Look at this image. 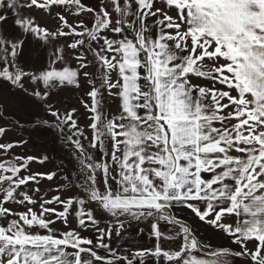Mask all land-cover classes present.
Returning a JSON list of instances; mask_svg holds the SVG:
<instances>
[{"label": "snow or ice", "instance_id": "obj_1", "mask_svg": "<svg viewBox=\"0 0 264 264\" xmlns=\"http://www.w3.org/2000/svg\"><path fill=\"white\" fill-rule=\"evenodd\" d=\"M33 8L49 16L58 9L56 27L23 13ZM9 12L15 28L54 50L29 72L18 64L23 40L0 34V81L54 118L72 149L76 192H41L40 181L56 173L30 164L47 157L12 154L24 141L3 142L0 126V264H133L145 255L166 264H228L229 255L264 264V0H0V23ZM66 86L83 94L87 131L75 108L61 113L49 103L52 89ZM89 205L120 229L121 217L151 220L155 247L118 256L105 243L111 228ZM176 206L240 250L202 243ZM89 228L95 240L83 234ZM162 238L180 243L163 249Z\"/></svg>", "mask_w": 264, "mask_h": 264}, {"label": "rangeland", "instance_id": "obj_2", "mask_svg": "<svg viewBox=\"0 0 264 264\" xmlns=\"http://www.w3.org/2000/svg\"><path fill=\"white\" fill-rule=\"evenodd\" d=\"M52 11L53 16H49L35 8L24 9L23 13L35 16L38 23L54 29L56 27L54 13L58 9L54 8ZM6 14L9 16V19L4 23H0V34H3L6 38L23 40L22 48L19 50L18 64L29 72L43 69L49 62L48 58L54 50L52 44L45 43L31 34L21 33L19 29L13 26L11 13ZM83 98L80 89L66 86L53 88L49 103L58 108L61 113L75 108L77 110L78 123L87 131L86 125L88 121L86 119V112L80 103ZM114 103V101L106 99V106L109 111L114 110ZM40 118L46 120L48 122L47 125H38L36 121ZM54 123V118L51 115H47L43 108L38 106V102L33 97L19 88H13L5 81H0V126L8 129L3 142L24 141L22 146L11 150L12 154L39 158L47 157L42 164L36 162L30 164L32 171L56 173L54 180L40 181L39 187L41 192L47 191L49 196H51L56 194L54 189L57 186H63L68 190L63 195H68L76 192L73 185L69 183V179H75L76 176L75 160L72 155V149L67 144L64 135L56 128L51 127ZM66 132L67 130H65V134ZM87 134L90 136V131ZM65 177L68 179H65ZM34 186L30 185V187ZM89 207L92 208L94 215L101 221V228H111L112 235L110 238L106 237L105 243L118 256H127L132 259L138 251L153 249L155 247L157 241L150 235L151 220L136 221L121 217L120 219L123 220L124 227L120 229L114 218L109 217L108 214L95 205H89ZM172 212L192 228L202 243L211 245L213 249L227 248L232 253L240 250L239 246L232 243L227 235L201 222L190 210L176 206L172 209ZM227 222L231 223L232 218H227ZM72 226H76L75 222H73ZM57 227L62 226L57 224ZM159 227L162 232L169 235L174 234L176 231L173 226L164 221L159 222ZM83 234L94 240L98 236V233L93 228L87 229ZM159 243L161 248L169 249L176 248L180 241L178 238L173 240L162 238ZM97 252L106 257L110 256V253L102 248L97 249ZM231 256L235 258L224 257L228 261V264H247L245 258H237L235 255ZM141 260L143 264H166L162 257L157 258L152 255H145L139 259H134L133 264H140ZM117 264H124V262H117Z\"/></svg>", "mask_w": 264, "mask_h": 264}, {"label": "crops", "instance_id": "obj_3", "mask_svg": "<svg viewBox=\"0 0 264 264\" xmlns=\"http://www.w3.org/2000/svg\"><path fill=\"white\" fill-rule=\"evenodd\" d=\"M230 223V222H229ZM227 257H229V258H235V257H233V256H231V255H229V256H227ZM237 258H241V257H237ZM243 258V257H242ZM247 264H248V262H247Z\"/></svg>", "mask_w": 264, "mask_h": 264}]
</instances>
